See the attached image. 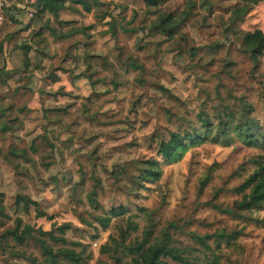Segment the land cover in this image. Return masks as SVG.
<instances>
[{"label":"rangeland","instance_id":"374dc122","mask_svg":"<svg viewBox=\"0 0 264 264\" xmlns=\"http://www.w3.org/2000/svg\"><path fill=\"white\" fill-rule=\"evenodd\" d=\"M153 2H89L92 37L49 14L39 71L23 76L15 55L8 70L0 62V264H45L33 240L1 239L16 220L57 235L70 224L82 260L68 264H114L123 236L152 244L164 234L188 249H200L194 234L223 250L236 237L241 264H264V203L239 209L235 191L264 159V51L253 61L243 42L264 33V0L241 10L240 0ZM171 132L205 140L167 163L158 148ZM149 161L157 181L144 177ZM18 196L35 203L25 209Z\"/></svg>","mask_w":264,"mask_h":264},{"label":"trees","instance_id":"16d2710c","mask_svg":"<svg viewBox=\"0 0 264 264\" xmlns=\"http://www.w3.org/2000/svg\"><path fill=\"white\" fill-rule=\"evenodd\" d=\"M66 0H46L43 6L44 9L56 10ZM154 3V0H145ZM242 7H246L247 4L256 5L259 0H240ZM237 6V5H236ZM239 6V5H238ZM41 8V10H43ZM40 10L37 7V11ZM40 10V11H41ZM37 15V14H36ZM170 17H168L169 19ZM167 22V18L161 21V25ZM159 25V26H161ZM26 29L17 30L11 34L6 35V43L1 47L0 62L4 60L6 52L11 55H15L16 58L23 64L22 75L27 76L30 72L39 69L42 66V59L46 57V53L43 51L47 44V40L42 37V30L33 31L27 34ZM27 40H30L32 45L36 47L35 56L30 57L29 53L32 49V45L27 44ZM243 42L246 48V52L249 53L250 58L253 61H257L259 56L264 51V33L261 30L254 32H248L243 37ZM20 57V58H19ZM89 60H96L105 66V58L100 56L90 55ZM90 65V64H89ZM89 67V66H88ZM4 71L0 69V83H6L7 77L1 79V74ZM205 140L194 138L193 135H180L179 132H171L170 137L167 140H161L159 143L158 151L163 155L167 163H172L177 160L180 153L186 150V147L191 142L192 144L202 143ZM149 168L145 170L144 177L149 181H157L161 174L160 165L155 161L148 162ZM256 167L254 170L244 179V181L235 188V191L239 193L242 200L239 204V209L252 210L253 208L260 207L264 203V159L259 157L255 161ZM218 166L213 165L210 167V171L213 172ZM1 202V200H0ZM24 204V208L27 209L29 204L35 202L28 199L25 196H18L16 204ZM123 210L113 211L115 215H118ZM44 214H39L42 216ZM0 217L2 219H9V215L5 212L4 208L0 206ZM108 220L102 222L103 226H107ZM20 220H16L15 227L8 230L1 239L13 241L17 245L26 244L28 240H33L41 250V255L45 264H68L81 262V253L76 250V247L80 245L79 242L69 241L65 234L70 229V224H63L54 229L59 233L58 235L51 231H44L40 228H35L31 225H23ZM37 232L38 236L35 235ZM44 236L45 238H43ZM209 235L194 234V240L199 244L200 249H188L179 248L170 243V240L166 234L163 238L155 243H149L147 236L139 242L132 244H126L125 236L118 242L114 249L113 258L114 264H168L167 260H171L177 264H241V257L238 245L236 243V237L229 236L228 246L226 249H214L207 239ZM58 245L57 248L53 246ZM109 250V247L104 248ZM198 251L197 255L194 252ZM130 258V262L125 260Z\"/></svg>","mask_w":264,"mask_h":264},{"label":"crops","instance_id":"0c3cea01","mask_svg":"<svg viewBox=\"0 0 264 264\" xmlns=\"http://www.w3.org/2000/svg\"><path fill=\"white\" fill-rule=\"evenodd\" d=\"M46 0H37V2L35 4H14L13 2L10 4V7L6 10V15H5V21L2 25V28L0 30V35L3 39V42L6 43L5 41V37L8 34H11L17 30L20 29H26V33L29 34L30 32H37L42 30L43 34L42 37H44L47 40V44L44 47L43 51L46 53V48L48 45H50V37L48 38L46 36V31H51L50 27L47 26L48 24V19L50 17L49 14H58V18H60L58 21H54V23H52V21H50V25L55 24V27H62V28H66L68 27L69 29H74L73 31L70 32L69 35L75 36H79L82 34H85L86 37H89L92 35L93 33V24H83V20H89L90 22L88 23H93L91 18L93 17L92 14H90L91 12H93V9L90 10V3H98L99 1L102 2L103 0H66L62 3V5L60 7H58V9L56 10H49V9H44L43 6L45 4ZM96 6V5H93ZM92 6V7H93ZM37 7L43 8V10H38L37 11ZM35 10L33 16H29L28 12L30 10ZM85 9V11H84ZM125 9V8H123ZM123 9H121V11L123 12ZM65 10H69V14L72 13L73 16L70 19H65L64 17V11ZM120 13V12H119ZM37 14V15H36ZM89 16V18H85L84 16ZM101 21H100V25H102V29L101 30H105L108 31L107 29L110 28L109 26V21L110 19V14L108 12V14L106 12L101 13ZM62 17V18H61ZM84 17V18H82ZM53 18V17H52ZM82 18V19H81ZM98 30V29H97ZM87 31H89L91 33L87 34ZM109 32V31H108ZM108 32H106L108 34ZM106 34V35H107ZM65 37H67L65 35ZM92 37V36H91ZM90 37V38H91ZM27 44L32 45L30 40H27ZM86 46L89 45V42L85 43ZM35 49L36 47L32 45V49L29 53L30 57L35 56ZM12 56L9 52H6L5 56H4V63L1 64V67H4L5 70H8L11 67L10 64V59L12 60ZM91 65V63H89ZM42 67V66H41ZM41 67L39 69H36L32 72H30L28 75L34 74L37 71H39L41 69ZM90 67V66H89ZM82 76V75H80ZM29 77V76H27ZM38 94V91L36 92Z\"/></svg>","mask_w":264,"mask_h":264},{"label":"built area","instance_id":"2783aa9c","mask_svg":"<svg viewBox=\"0 0 264 264\" xmlns=\"http://www.w3.org/2000/svg\"><path fill=\"white\" fill-rule=\"evenodd\" d=\"M16 3V4H19V3H22V4H35L37 2V0H0V30L2 28V25L5 21V15H6V10L10 7V4L11 3ZM35 10L31 9L29 12H28V15L31 17L33 16ZM4 44L3 42V39L0 35V51H1V47L2 45ZM94 245H96V243L94 242Z\"/></svg>","mask_w":264,"mask_h":264}]
</instances>
